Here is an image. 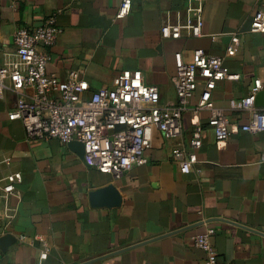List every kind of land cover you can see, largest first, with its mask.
<instances>
[{"label": "crops", "instance_id": "crops-1", "mask_svg": "<svg viewBox=\"0 0 264 264\" xmlns=\"http://www.w3.org/2000/svg\"><path fill=\"white\" fill-rule=\"evenodd\" d=\"M191 1L131 0L129 15L116 19L121 0H0V67L18 29L38 28L55 15L61 34L48 50L47 73L64 80L77 72L89 98L128 72L157 87L159 105L169 106L176 102V69L202 50L224 59L228 76L211 98L230 123L218 142L210 112L193 113L204 90L198 80L181 137L165 140L152 130L146 164L117 178L87 168L84 153L69 144L29 140L22 123L8 117L18 96L6 92L0 160L10 163L0 165V182L19 173L21 183L19 199H0V239L10 238L0 245V264H203L192 238L208 230L219 264H264L262 136L242 131L252 113L241 107L260 83L254 107L264 110V33L249 32L262 1L205 0L200 38L163 39L161 25L184 19ZM233 38L236 51L228 56ZM196 122L203 129L198 163L185 169L170 154L187 148Z\"/></svg>", "mask_w": 264, "mask_h": 264}, {"label": "built area", "instance_id": "built-area-1", "mask_svg": "<svg viewBox=\"0 0 264 264\" xmlns=\"http://www.w3.org/2000/svg\"><path fill=\"white\" fill-rule=\"evenodd\" d=\"M204 1H191L184 19L177 17L175 21H165L160 27V36L179 39L184 34L189 38H200ZM261 1L251 19L249 32L253 34L264 33V0ZM131 6V0H121L116 19L127 17ZM60 34L55 15L38 28L18 29L13 35L14 49L6 54L8 61L0 67V100L6 92L18 96L8 117L22 123L29 140L78 142L83 146V162L87 168L118 178L132 168L146 164L144 154L150 148L152 130L165 140L181 137L183 115L189 110L198 80L203 82L204 90L193 113L210 112L208 126L218 142L230 134L229 121L225 114L214 109L211 98L216 83L228 76L223 58L196 50L190 64L178 66L173 78L176 95L173 105L160 106L158 88L144 84L128 72L120 74L112 88H100L89 98H84L88 85L77 72L71 71L66 79L60 80L46 71L50 62L48 50L56 44ZM236 44L237 39L233 38L226 48V55L235 53ZM262 87L256 83L253 94L241 102V107L252 113L250 126L243 127L242 131L262 136L264 158V110L258 111L254 107L256 94ZM202 132L201 125L194 123L187 148H174L171 159L185 169L195 166ZM9 163V159L0 160V165ZM1 182L0 199L20 198L16 189L21 183L19 173L10 174ZM213 233L208 230L192 238L194 246L205 255L203 264H219L211 245Z\"/></svg>", "mask_w": 264, "mask_h": 264}, {"label": "water", "instance_id": "water-1", "mask_svg": "<svg viewBox=\"0 0 264 264\" xmlns=\"http://www.w3.org/2000/svg\"><path fill=\"white\" fill-rule=\"evenodd\" d=\"M261 96V94H259L257 96V98L255 99V103L258 102V98ZM69 146H71L72 148H78L82 154L84 153V150H83V146L78 143V142H71L69 143ZM7 241H10V238L6 237V238H3V239H0V245H2L3 243H6Z\"/></svg>", "mask_w": 264, "mask_h": 264}]
</instances>
